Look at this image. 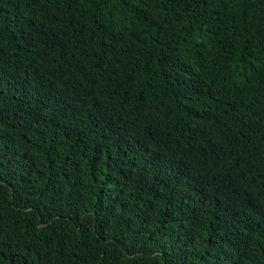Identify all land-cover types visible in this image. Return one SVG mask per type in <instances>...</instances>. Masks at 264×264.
I'll return each mask as SVG.
<instances>
[{"label": "trees", "instance_id": "1", "mask_svg": "<svg viewBox=\"0 0 264 264\" xmlns=\"http://www.w3.org/2000/svg\"><path fill=\"white\" fill-rule=\"evenodd\" d=\"M0 264H264V0H0Z\"/></svg>", "mask_w": 264, "mask_h": 264}]
</instances>
